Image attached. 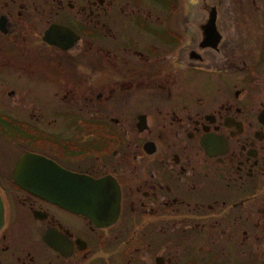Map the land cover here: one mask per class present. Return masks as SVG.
<instances>
[{
    "label": "flooded vegetation",
    "instance_id": "af4514ba",
    "mask_svg": "<svg viewBox=\"0 0 264 264\" xmlns=\"http://www.w3.org/2000/svg\"><path fill=\"white\" fill-rule=\"evenodd\" d=\"M0 264H264V0H0Z\"/></svg>",
    "mask_w": 264,
    "mask_h": 264
},
{
    "label": "water",
    "instance_id": "95a60500",
    "mask_svg": "<svg viewBox=\"0 0 264 264\" xmlns=\"http://www.w3.org/2000/svg\"><path fill=\"white\" fill-rule=\"evenodd\" d=\"M25 160L16 167L15 182L31 192L80 213L102 212L104 207L117 205L116 194L99 191L116 187L107 179L95 180L74 174L37 158L32 161L31 169L25 171Z\"/></svg>",
    "mask_w": 264,
    "mask_h": 264
}]
</instances>
